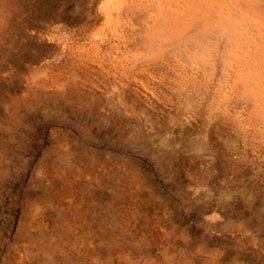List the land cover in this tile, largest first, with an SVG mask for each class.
<instances>
[{
	"label": "rangeland",
	"instance_id": "1",
	"mask_svg": "<svg viewBox=\"0 0 264 264\" xmlns=\"http://www.w3.org/2000/svg\"><path fill=\"white\" fill-rule=\"evenodd\" d=\"M0 264H264V0H0Z\"/></svg>",
	"mask_w": 264,
	"mask_h": 264
},
{
	"label": "bare ground",
	"instance_id": "2",
	"mask_svg": "<svg viewBox=\"0 0 264 264\" xmlns=\"http://www.w3.org/2000/svg\"><path fill=\"white\" fill-rule=\"evenodd\" d=\"M174 15V14H173Z\"/></svg>",
	"mask_w": 264,
	"mask_h": 264
}]
</instances>
